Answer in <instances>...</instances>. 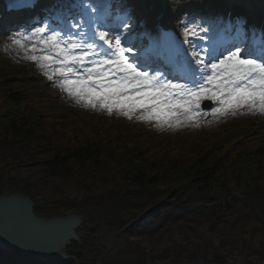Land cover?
<instances>
[{
	"label": "trees",
	"instance_id": "trees-1",
	"mask_svg": "<svg viewBox=\"0 0 264 264\" xmlns=\"http://www.w3.org/2000/svg\"><path fill=\"white\" fill-rule=\"evenodd\" d=\"M15 65L0 56V156L17 159H12L11 168L36 166L48 177L125 185L118 192L109 188L81 202L65 200L71 214L84 219L76 232L80 243L69 246L81 252L80 256L72 253L75 260L41 262L1 251L0 264H144L148 259L132 242L106 248V234L128 232L129 207L163 196L169 203L144 217L150 232L195 216L226 224L235 215L234 224L263 225L264 119L245 110L216 119L206 129L163 132L160 128L153 134L137 133L126 118L97 111L78 109L72 120H61L41 96L25 91L22 72ZM18 179L13 176L9 184L1 185L0 195L27 196L39 217L66 214L46 208L39 192ZM109 196L126 210L115 212L110 207L114 204L106 201Z\"/></svg>",
	"mask_w": 264,
	"mask_h": 264
},
{
	"label": "snow or ice",
	"instance_id": "snow-or-ice-1",
	"mask_svg": "<svg viewBox=\"0 0 264 264\" xmlns=\"http://www.w3.org/2000/svg\"><path fill=\"white\" fill-rule=\"evenodd\" d=\"M12 2L19 9L35 7L32 0ZM129 7L116 13L79 0L65 13L52 5L8 39L18 57L85 108L167 130L201 127L205 116L264 114V32L250 33L241 15L217 24L185 14L144 48Z\"/></svg>",
	"mask_w": 264,
	"mask_h": 264
},
{
	"label": "rangeland",
	"instance_id": "rangeland-1",
	"mask_svg": "<svg viewBox=\"0 0 264 264\" xmlns=\"http://www.w3.org/2000/svg\"><path fill=\"white\" fill-rule=\"evenodd\" d=\"M97 1L99 0H91V2ZM222 1L227 4V0H182L180 10L183 12V16L185 14H200L207 17V15L211 16L218 13V21L216 22H219L224 20V10L222 9H225V7L221 4ZM140 2L141 0L137 3L135 2L134 7L136 5L137 7L140 6ZM247 2L253 4L254 12H257L258 15H256V18H258L257 24L261 29L264 22V0H247ZM52 5H56V0H51L49 3L43 4L41 9H48ZM63 5L67 7L68 3ZM137 7L135 10L136 17L139 13ZM205 11L209 14L204 13ZM42 14L40 13L39 20ZM246 19L248 20V17ZM24 20L29 23L32 21V18L26 17ZM135 20L133 22L136 24ZM12 25H14V28L10 24L0 28V56L6 60L8 59V61L11 60V62L17 65L15 66L22 72L20 81L25 84V91L30 95L36 94L37 96H41L48 106L54 107L55 111L53 115H57L61 120L70 121L74 118L76 110L80 109L97 111L99 114H106L108 117H123L121 115H110L105 111L92 110L77 105L66 94L52 86L33 63L17 56L14 51L15 46L9 42V34L15 33L19 28L27 24L22 22L20 24L12 23ZM140 46L145 47L146 44ZM207 110L210 111V108ZM243 111L245 110L241 112ZM249 113L253 117L264 119V114L257 112ZM220 120L218 119L217 122ZM128 121L133 123L134 130L137 133L143 131L153 134L155 130L160 129L147 122L136 120L135 118ZM213 121L214 119L210 116H205L204 122L202 123L203 128L206 129L212 125L214 123ZM165 131L166 129L163 130V132ZM190 131L196 132L193 129ZM12 159L10 157L2 158L0 156V186L9 184L10 178L18 175L19 179L17 181L20 184L29 186L33 191L39 192V201L46 208L59 209L65 211L66 214H71V208L65 204L66 201H75L76 203L81 202L85 198H95L105 190H109V188H113L114 191L118 192L125 185L120 181L116 183H103L98 180L95 182L91 179L78 180L48 177L36 166H14L11 168L15 165L12 161L17 160ZM159 199L165 200L168 199V196H163ZM159 199L151 200L140 207H129V215L131 216H129V222L126 228L131 226V229L128 232L125 231L126 229L113 231L115 233L110 237L112 242L111 248L117 244L132 242L149 262L158 264L199 260L217 261L224 264H264V223L260 225L255 223V221H251L248 222V225L241 226L239 222L233 223L235 216L233 215L227 219L228 223L215 224L212 220L206 221L201 217L195 216L191 219L183 218L177 220L152 232L146 228L147 220L144 217L138 220L137 223H134L140 213L145 212L150 205L160 201ZM106 201L114 204L110 207H114L113 210L115 212L116 210H120L121 212L126 210V207H121V202L117 203V198L109 196ZM143 219H145V222L142 223ZM139 223H142V228L137 226ZM108 234H106V238Z\"/></svg>",
	"mask_w": 264,
	"mask_h": 264
},
{
	"label": "water",
	"instance_id": "water-1",
	"mask_svg": "<svg viewBox=\"0 0 264 264\" xmlns=\"http://www.w3.org/2000/svg\"><path fill=\"white\" fill-rule=\"evenodd\" d=\"M168 201H157L137 217L149 215ZM34 203L20 193H4L0 195V252H13L18 255L41 262L75 260L73 250L68 246L71 242L80 243L76 233L82 227L84 219L79 214L64 216L39 217L34 213ZM145 215V216H144ZM108 234L105 245L111 248V236ZM80 256L81 252H76ZM144 264H158L145 262ZM170 264H223L215 261H187Z\"/></svg>",
	"mask_w": 264,
	"mask_h": 264
},
{
	"label": "bare ground",
	"instance_id": "bare-ground-1",
	"mask_svg": "<svg viewBox=\"0 0 264 264\" xmlns=\"http://www.w3.org/2000/svg\"><path fill=\"white\" fill-rule=\"evenodd\" d=\"M51 0H43L42 3H49ZM143 1V10L146 11L147 16L144 18H140L141 22L144 23V26L147 28L150 25V17L152 14V11L155 7L161 6L160 9L166 10L165 13L167 14L166 19L164 20L165 24L169 25L170 27L174 28L175 25L177 24V16H183V12H181V2L182 0H142ZM233 0H227L228 3L232 2ZM254 1V0H250ZM65 2L70 3L69 6H79V0H57L56 4H63ZM41 3V4H42ZM150 12V13H149ZM158 11H156L157 13ZM229 12V11H228ZM149 13V15H148ZM155 13V14H156ZM18 16L12 17L11 15H6L3 13V8L1 6V1H0V28L6 26V25H11L12 28H14V25L12 23L20 24L24 21L25 16H22V14H18ZM210 16V15H209ZM212 18H209L207 15V18L210 19L212 22L218 21L217 16L218 13L211 15ZM27 17V16H26ZM139 19V18H138ZM23 23H26L24 21ZM153 39H150L145 48L148 47L149 44L154 41Z\"/></svg>",
	"mask_w": 264,
	"mask_h": 264
},
{
	"label": "flooded vegetation",
	"instance_id": "flooded-vegetation-1",
	"mask_svg": "<svg viewBox=\"0 0 264 264\" xmlns=\"http://www.w3.org/2000/svg\"><path fill=\"white\" fill-rule=\"evenodd\" d=\"M143 222H145V219H143L142 223H143ZM142 223L137 224V226H138V227H141V224H142ZM141 228H142V227H141ZM104 246L106 247L105 244H104ZM106 248H107V247H106ZM68 249H69V250H73V249H70L69 247H68ZM76 252H79V251H74V250H73V253H74V254H75Z\"/></svg>",
	"mask_w": 264,
	"mask_h": 264
}]
</instances>
